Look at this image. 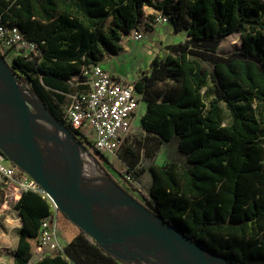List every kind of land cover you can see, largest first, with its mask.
<instances>
[{
  "label": "trees",
  "instance_id": "1",
  "mask_svg": "<svg viewBox=\"0 0 264 264\" xmlns=\"http://www.w3.org/2000/svg\"><path fill=\"white\" fill-rule=\"evenodd\" d=\"M145 5L169 13L175 31L188 34L134 83L147 103L141 126L150 156L174 138L186 154L150 165L146 205L211 251L264 264V0H0V26H19L41 48L15 55L12 70L65 124L60 109L74 77L123 49ZM236 32L241 48L222 54V41ZM133 156L130 169L141 160ZM15 207L22 226L13 264H128L84 230L63 252L33 261L42 220L55 208L32 190Z\"/></svg>",
  "mask_w": 264,
  "mask_h": 264
},
{
  "label": "water",
  "instance_id": "2",
  "mask_svg": "<svg viewBox=\"0 0 264 264\" xmlns=\"http://www.w3.org/2000/svg\"><path fill=\"white\" fill-rule=\"evenodd\" d=\"M4 58L0 51V82L9 81L10 84L7 94L0 93V100L8 99L12 109L7 121L0 125L2 155L28 173L48 193L56 207L80 230H84L104 249L119 258L123 252L135 250L141 252V250L150 248L154 244H159L167 249L168 258L164 260L165 262L175 264H240L209 250L182 233L147 205L133 197L108 174L90 179L83 172L70 176L74 160L68 158V162L70 161V163H66V167L69 166L67 168L68 174L60 175L62 169H66V167L63 168L59 165L61 160L58 163L50 162L48 151H51V148L46 152V148L42 147L43 143L11 144V137L22 124L26 122L31 124L37 120L34 114L30 115L26 110L24 92L29 89L21 84L20 77ZM32 92L43 104L51 118L49 120L42 116L44 122L58 130L62 129L73 142L78 140V135L72 133L66 124L59 121L50 112L34 90ZM36 125L41 126L38 121ZM77 145L86 151L84 145L79 143ZM77 152L78 157H80L81 151L78 149ZM91 157L94 159L93 156ZM107 181L124 197L123 195L120 197L116 190L114 191L109 186L110 184L108 185ZM132 213L139 216V220L133 224L125 225L124 219ZM140 255L142 258L148 257L142 253ZM164 261L157 262L162 263Z\"/></svg>",
  "mask_w": 264,
  "mask_h": 264
},
{
  "label": "built area",
  "instance_id": "3",
  "mask_svg": "<svg viewBox=\"0 0 264 264\" xmlns=\"http://www.w3.org/2000/svg\"><path fill=\"white\" fill-rule=\"evenodd\" d=\"M153 20L157 24L172 22L170 14L163 10H156ZM126 35L137 41L145 39L141 23ZM4 41L15 55L41 54L39 43L28 39L17 25L0 26V42ZM77 76L76 84L79 88L64 93L69 104L62 105V118L66 125L77 131L76 134L83 139L84 145L92 146L95 155L115 160L119 158L120 151L132 132L142 95L136 91L134 83L118 79L101 62L85 65ZM3 159L6 158L1 155L0 183L6 184L7 188L8 185L15 184L14 190L9 192L17 196V201L24 191L32 190L54 204L48 193L28 173L12 162L5 164ZM138 169L140 166L132 169L125 166L120 175L124 181L133 183L136 189L142 191L137 183ZM54 208L58 210L55 204ZM37 250L53 254L63 252L58 240L55 214L43 218Z\"/></svg>",
  "mask_w": 264,
  "mask_h": 264
},
{
  "label": "rangeland",
  "instance_id": "4",
  "mask_svg": "<svg viewBox=\"0 0 264 264\" xmlns=\"http://www.w3.org/2000/svg\"><path fill=\"white\" fill-rule=\"evenodd\" d=\"M176 1V0H175ZM171 10L174 9V3L170 6ZM156 9L153 7H150L148 5H145L143 7V14L140 18L141 27L144 30L145 37L149 38L150 34H147L151 27L158 25L154 22L153 17L155 14ZM161 31V30H160ZM181 36L180 34H177L172 37V39L169 42L179 43L181 42ZM153 48L154 51H157L162 57H165L169 50H168V43H166V39H162V37L159 36V38L152 39ZM0 51L2 54L5 55V60L7 63L11 64L13 57L15 56V53L11 52L9 45L4 41L3 43L0 42ZM241 33L236 32L232 35L227 36L220 45V51L222 54L230 55L235 50L241 48ZM138 64H141L142 68H147V61L145 56H140V59L137 61ZM136 64V62L134 63ZM127 68L130 67V65H126ZM23 77H25L23 75ZM78 76H75L73 79V83H71V86L73 87V90L78 89L79 86L76 84L78 82ZM19 81L22 85H24L27 89L32 90V87L25 83V81L20 77ZM69 104V99H66V102L64 105ZM32 111H36L35 107L32 105ZM62 111V108L60 109ZM146 111V102L144 100H141V107L139 109V115L137 117V120L133 123V129L132 132L127 139L125 145L120 151L119 158L112 160L107 156H99L95 155V150L90 145L87 147L83 143H80L78 140L73 142L70 139V136L67 134L59 135L58 129L48 123L46 124L45 130L47 132V136L49 138V142L51 143V152L66 157L61 159L59 162L61 167L65 168L66 163L68 162V158H70L72 161L74 160V165L72 167V173L70 176H74L76 173L83 172L89 179L93 176L91 175V171L88 168V166H84L81 162V158L78 157V149L80 151L86 152L87 154H90L96 159H99L97 161H94L95 164L98 167L99 162L101 161L115 176L119 175L118 179L121 183V187H123L126 191H128L133 197L137 198L139 201L147 204L146 197H151L150 193L144 191H139L134 187L133 183H127L124 181L120 175V171L125 168V166L130 165V160L132 159L133 154H138L140 159L143 160L145 164L150 162L149 158H152V155L150 156L151 150H153V146H151V143L148 142V139H145L144 134L142 132V126L141 123L139 124V120L141 116L145 114ZM44 122V121H43ZM40 122V123H43ZM55 129V130H54ZM54 132V133H53ZM57 135V136H56ZM61 136V137H60ZM65 136V137H64ZM51 137V138H50ZM53 138V139H52ZM82 144L86 147V151L77 144ZM167 142H165L166 144ZM53 144V145H52ZM45 144H42V147L45 148ZM55 148V149H53ZM53 150V151H52ZM62 152V153H61ZM70 152V153H69ZM155 153V151L153 152ZM65 154V155H64ZM73 154V155H72ZM2 154H0L1 156ZM185 153L179 150L178 143L173 142V144H169L167 148H165V157L168 158L169 162L172 161H185ZM74 156V157H73ZM93 159V158H92ZM5 164L9 165L11 162L6 158L3 159ZM94 160V159H93ZM70 163V161L68 162ZM65 166V167H64ZM72 166V165H71ZM117 174V175H116ZM5 185V186H4ZM15 184L8 185V188L6 184H3L4 191L0 193V264H13L15 251L18 245L19 240V234L20 229L22 226V219L21 216L16 209L15 205L17 202V196L11 195L9 191H12L13 188H15ZM14 190V189H13ZM54 205V204H53ZM60 245L64 248L66 239L62 238L61 236L58 237ZM53 254L49 251H36L34 254L32 260L37 261L38 259ZM140 250L130 251V252H124L120 254V258L124 260V262L128 264H166V262L159 263L151 256H148L147 258H142L140 255ZM175 264V263H170Z\"/></svg>",
  "mask_w": 264,
  "mask_h": 264
},
{
  "label": "crops",
  "instance_id": "5",
  "mask_svg": "<svg viewBox=\"0 0 264 264\" xmlns=\"http://www.w3.org/2000/svg\"><path fill=\"white\" fill-rule=\"evenodd\" d=\"M156 12V11H155ZM150 31L147 34H150L149 38H146L137 41L131 39L127 35L124 36L123 39V49L115 55H106L105 58L101 61V64L109 70L115 77L118 79L127 82V83H135L144 72L149 71L152 61L157 55V51H154L152 39H156L162 37V39H166V43L173 44L174 42H169L173 36L180 34L181 39L185 40L188 38L187 31L176 32L174 28L173 22L163 23L155 25L151 27ZM161 30V31H160ZM169 53V52H168ZM140 56H145L147 61V68H142L141 64H138L137 61L140 59ZM161 56V55H160ZM136 62V64H134ZM126 65H130L127 68ZM143 100V99H142ZM141 107V104H140ZM140 109V108H139ZM146 111H147V103H146ZM145 111V112H146ZM139 115V111L136 115L135 120ZM142 117V116H141ZM135 122V121H134ZM141 123V118L139 120V124ZM144 136H146V132L144 129H141ZM173 142H177V138H174L171 141H168L166 144H159V148L156 154L149 158L150 162L145 164L143 160H140L138 166H140L141 173L138 178V185L141 187L142 191L150 193L151 185H152V175L150 172V165L152 163L164 164L168 162V158L165 157V148L169 146V144H173ZM185 158V157H184ZM94 161L99 159L94 158ZM99 171L94 173L91 172L93 177H100L102 174H108L112 179H114L119 185H121L118 177L115 176L101 161H98ZM56 215V228L58 237H62L66 239V243H69L79 232L80 228L75 225L64 213H62L59 209H55Z\"/></svg>",
  "mask_w": 264,
  "mask_h": 264
},
{
  "label": "bare ground",
  "instance_id": "6",
  "mask_svg": "<svg viewBox=\"0 0 264 264\" xmlns=\"http://www.w3.org/2000/svg\"><path fill=\"white\" fill-rule=\"evenodd\" d=\"M0 62H1V59H0ZM9 84H10L9 81L0 82V93L7 94L9 91ZM24 102L26 105L27 112L30 115L34 114L35 119L38 121V124L40 122L44 121L43 120L44 118L42 116L47 117V119H49V120L51 119L48 116V113L46 112V109L43 106V104L37 99V97L34 95V93L32 91L26 90L24 92ZM32 105L35 107L36 111H32ZM11 109H12V107L9 105L8 99L0 100V125H3L7 121L9 114L11 112ZM37 121L34 123H31V124H28L27 122L22 124L21 127L11 137V140H10L11 144H13V145L31 144L33 142H36L37 144L43 143V144H45L46 152L48 150H50L51 143L49 142V139L47 137L46 130H45V127H46L45 123L46 122L40 123L41 126L39 127L36 125ZM57 131H58L59 135L64 134L62 129H59ZM53 149H55V148H53ZM80 157H81L82 164L84 166H88V168L90 169L91 172H93V174L99 171V167H97V165L95 164V162L92 159L90 154H87L86 152L81 151ZM48 158L50 159V162L58 163L64 157L61 155H57L51 151H48ZM67 168H69V166H67L66 169H62V171L60 172V175H67L68 174ZM102 177H104V176H102ZM107 183H108V185L110 184L108 181H107ZM109 186H111V188L114 191L116 190L111 184ZM116 192L120 195V197H122V195H123L122 193H120L118 190H116ZM123 197H124V195H123ZM138 220H139V216L132 213V214L128 215L127 218L124 219L123 223L125 225H129V224H133L134 222H137ZM141 253L144 256H151L157 261H164L166 258H168L167 249L164 246H161L159 244H154L150 248L141 250ZM166 264H170V262H166Z\"/></svg>",
  "mask_w": 264,
  "mask_h": 264
}]
</instances>
